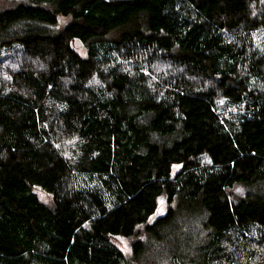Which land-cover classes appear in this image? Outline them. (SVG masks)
Masks as SVG:
<instances>
[{"label": "trees", "instance_id": "1", "mask_svg": "<svg viewBox=\"0 0 264 264\" xmlns=\"http://www.w3.org/2000/svg\"><path fill=\"white\" fill-rule=\"evenodd\" d=\"M3 1L0 264H264V0Z\"/></svg>", "mask_w": 264, "mask_h": 264}, {"label": "rangeland", "instance_id": "2", "mask_svg": "<svg viewBox=\"0 0 264 264\" xmlns=\"http://www.w3.org/2000/svg\"><path fill=\"white\" fill-rule=\"evenodd\" d=\"M14 3H9V2H4L3 0H0V10L7 8V7H11L13 6ZM111 38V37H110ZM256 44L259 47H264V34H260L258 36H256ZM75 49L81 54V55H86V47L84 46V44L79 41V40H75L73 43ZM206 160V159H205ZM166 201L164 199L160 200V204H159V209L155 215V217L164 215L166 213ZM154 217V218H155ZM114 241L117 243V245L128 255L130 256L132 254V247L130 242L127 239H124L122 237H117L114 239Z\"/></svg>", "mask_w": 264, "mask_h": 264}]
</instances>
